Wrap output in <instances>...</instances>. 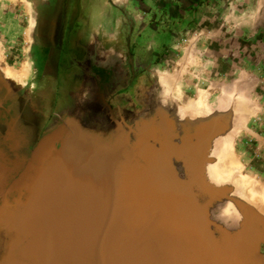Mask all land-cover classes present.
Returning <instances> with one entry per match:
<instances>
[{
  "label": "crops",
  "instance_id": "1",
  "mask_svg": "<svg viewBox=\"0 0 264 264\" xmlns=\"http://www.w3.org/2000/svg\"><path fill=\"white\" fill-rule=\"evenodd\" d=\"M60 7L51 0L38 7L35 46L27 53L31 69L26 84L13 91L0 75V264L35 263L28 253L35 246L30 234L41 231L51 240L46 246L51 250L59 246V262L84 260L80 247L95 245L85 242L74 246L67 243L69 237L100 234L108 242L113 232L122 228L108 221L115 213L107 210L101 213L102 223L91 222L89 217L85 221L90 222L60 221V225L44 230L56 216L63 215V209L57 210L61 202L69 207L65 212L69 219L93 214L71 207L93 197L99 185L114 187L128 180V186L140 188L147 185L146 176L159 182L154 190L158 195L142 189L133 190L130 196L135 212L160 223L151 232L155 250L142 264H228V257L241 264L244 246L250 248L245 252L251 257L249 262L264 264V213L231 227L221 221V198L212 202L210 191L165 190L163 178L172 169L181 178H191L187 167L188 162L195 165V156L188 158L180 144L147 145L148 115L133 109L137 100L129 91L141 79V71L147 69L145 56L158 55L164 49L179 54L182 41L197 34L208 56L204 69L234 72L236 101L251 104V121L263 120L264 0H83L77 27L83 29V16L90 11L88 20L96 22L95 33L101 40H91L88 52L79 41L82 31H70L67 35L73 38L74 47L69 61L58 46V58L52 62L47 58L49 40L66 37L61 22L55 21V17L67 14ZM43 20L48 32L41 33ZM39 39L47 42L42 45ZM110 43L118 45L117 53L106 50ZM4 54L13 68L23 64L17 61L18 53L12 59ZM78 114L88 123L73 117ZM248 131L261 138L241 142L238 158L241 164L257 167V172L264 174V126H252ZM132 149L136 152L133 157ZM116 152L119 155L115 158ZM181 165L186 170L180 174ZM148 166L154 177L144 172ZM198 181L205 183L203 178ZM188 193L199 207L194 201L193 205L181 202L189 198ZM21 198L25 206L17 209L14 205ZM244 230L250 231L245 244ZM58 236L59 244H54ZM20 246L26 247V258L21 248L11 249ZM72 248L74 256L70 254ZM254 253L256 261L252 260Z\"/></svg>",
  "mask_w": 264,
  "mask_h": 264
},
{
  "label": "rangeland",
  "instance_id": "2",
  "mask_svg": "<svg viewBox=\"0 0 264 264\" xmlns=\"http://www.w3.org/2000/svg\"><path fill=\"white\" fill-rule=\"evenodd\" d=\"M43 1L0 0V52L2 54L0 60L4 67L20 71L27 62V53L33 46L37 10ZM89 12L83 16V29L77 27L78 22L69 24L71 28L67 27V30L82 31V38L79 41L82 46L84 44L88 52L91 40L95 38L101 40L95 33L96 22L88 20ZM44 22L43 20L40 23L41 33L44 30L48 32L47 24ZM60 40V47L66 52L67 61H69L74 40L67 34ZM39 41L42 45L47 42L43 39ZM55 41L51 40L52 44L49 46L56 47L58 44H53ZM187 47L188 43H184L183 40L179 54L175 51L170 53L171 49H164L158 55H147L145 58L142 56L147 63V70L141 72L142 77L137 82L132 95L137 100V110L148 111L147 118L153 127L152 132H155L148 135V142L180 144L184 148L188 146L197 148L196 154L201 161L200 174L207 182L205 185L208 189L216 193L215 201L218 203L221 198V207L224 208L232 204V198L236 199L237 195L240 198V206L237 209L240 215L238 223L245 224L248 215L243 213L241 216L242 207L247 208L248 204L255 203V206L263 209L264 213V199H260L257 195L264 194V174L257 172V167L251 165L246 167L245 164H241L238 149L241 142H256L258 138H261L248 130L256 125L264 126V119L251 121L248 117L251 104L236 101L234 72H209L204 69L208 56L203 51L202 40L196 43L195 48L188 50ZM117 48L116 43H110L106 50L117 53ZM4 52L11 59L18 55L19 65L23 64L18 69L13 68L5 59ZM28 73L23 78L25 84L30 77V70ZM244 81H249V78L244 77ZM202 91L207 95V98L204 97L203 100ZM257 108L260 109V107ZM160 110L165 112L161 119L155 113ZM155 126L158 128L155 129ZM243 128L244 132L241 134ZM187 168L190 174H193L194 168ZM184 170H186L185 167H179L180 174ZM211 170L214 180L208 175ZM230 207L224 209L221 217V221L227 224L239 219L234 207ZM254 208L253 206L251 215L261 217L262 212Z\"/></svg>",
  "mask_w": 264,
  "mask_h": 264
},
{
  "label": "water",
  "instance_id": "3",
  "mask_svg": "<svg viewBox=\"0 0 264 264\" xmlns=\"http://www.w3.org/2000/svg\"><path fill=\"white\" fill-rule=\"evenodd\" d=\"M146 112L148 115V111ZM155 113H157L156 116L158 118L160 119L162 118L163 114L160 111H157ZM147 126H148L147 136H146L147 145L151 144V146H153L157 143H149L148 135L155 134V132H152L153 127L151 126L149 122ZM157 128L158 127L155 126V129ZM159 128L161 129V127ZM130 137L132 138L135 136H130ZM138 137L139 136H136V139H138ZM143 138H144L143 136H140L141 140ZM192 148H194V146L185 148L184 150V153H186V156H188V158H191V157L194 158L195 156L194 166L190 165V162H188L189 168L190 169L191 167L194 168L192 172L193 174H191V178L190 179L181 178L175 170H173L170 166H168V168H171L172 171L168 172V175H166V177L163 178L164 179L163 186L165 190H170L173 187H178L177 191L192 192V191H196V189L197 190L201 189L203 185L206 186L205 183L207 182L204 183L202 181L201 182L198 181L202 178V174H200L201 161L196 154L198 149L197 148L192 149ZM155 149L156 147H154L152 151H155ZM147 151H151V149H147ZM135 153L136 152H134L133 149L132 151L130 150V154L132 157ZM155 153L160 154V151H157ZM118 155L119 153L116 152L114 154L115 158L118 157ZM109 156L112 158V155H109ZM135 162H136L135 160L134 162H132V169L134 168V165H136ZM180 167H183V166L181 165ZM144 168L145 167H143L142 169ZM146 168L144 172H147L148 175H151L154 177L152 170L149 169V166L147 169ZM116 171H117V168H116ZM188 173L190 174L189 170H188ZM150 179L154 180L153 178H150ZM128 185H129L128 180H126L124 184L116 183L114 187L110 185L107 187H105V185L104 187L99 185V188H96L93 190L92 192L93 197H91L88 200H82L80 203L77 202V204L71 207L73 208V210L78 211V212L79 210H82V212H89V211L95 212L93 214L89 213V214H84V215L83 214L77 215L69 219L67 218L69 216L65 214L66 210H69L68 209L69 207L67 208V206H65V203L61 202V205H59L60 208L57 210L59 212L60 209H63L64 210L62 212L63 215L60 214L58 217L56 216V218L52 220L50 224H48L44 229V230H47L48 227L58 226L60 225L59 223L60 221L66 222L68 224L72 222L74 223L90 222V221H85L89 217L93 218L91 222L102 223V222H105V220H103L104 215H102L101 213L104 211L110 210L115 213L114 215L115 218L108 219V221L112 222V224H114L116 228L119 226L122 229H116V231L113 232L112 236L109 238L108 242L106 240L105 235L101 238L100 234H98L99 236H95V237H91V236L86 237L85 235L84 236L76 235V236L69 237L67 240L68 244H73L75 246L76 244H80V243L84 244L85 242H90V243H93V245L95 246L93 247L89 246L88 249L86 247H83V248L80 247V251L82 250V252L84 253L81 258H83L84 260L78 258L79 260L76 262L75 261L59 262L58 259L61 258L57 256L59 255V250H60L59 246L56 245L54 250L53 249L51 250L48 246H46V244L51 243V240L44 238V236L42 235L43 231L39 232L36 235L30 234V240H32L31 242L35 244V246H31L28 249V253L30 257L35 260V263H32V264H142V262L148 259L153 253V251L155 250L156 240H155L154 234H152L153 233L152 228L154 225L160 222L157 221L155 223L152 217L147 218L146 216L139 214L138 212H135L134 207L136 206V204H133V200L131 199V196H132L131 194L134 191H142V189H144L145 192H148L149 191L148 186H143L142 184V186L138 188L137 186H134L133 184L131 185L132 187ZM207 189H208V186H207ZM207 191H210L211 193L212 202L213 200L215 201L216 193H212L210 189H208ZM187 196L189 198L188 199L184 198L183 201L181 202L186 203L188 201L187 203H190V205H193V201H194L196 203L195 206L199 207L196 200L192 198L191 193H188ZM14 206L17 209H23L25 206V199L24 198L19 199L15 203ZM242 210L244 211L246 215H248L247 217L248 219L246 220V222H250L254 219L259 218L258 216L251 215L253 214V212H251L252 209L248 207L247 208L242 207ZM108 217L110 218V216ZM61 218H63V220H61ZM170 220H171V217L169 215L167 222H169ZM248 233H250V231L244 230L243 237H242L243 244L247 242L246 236L248 235ZM238 234L239 232L237 233V235ZM26 238H27V234L24 235V240H22L24 243H25ZM228 239L230 238L228 237ZM59 240L60 238L58 236V238L56 237L55 240L52 242L54 244H56V242L59 244ZM239 241L240 240H238V242ZM106 243H109L108 249L106 248ZM232 245H234V242L232 243ZM20 248H21L20 250L21 253H24V256H25V253H27L26 247L20 246V247L11 248V249L19 250ZM236 248L239 251L237 246ZM236 248H234L233 246L232 249H236ZM243 249H244L243 262L241 264H254L248 261L250 260L251 257L248 258L247 257L248 254L247 256L245 255L246 254L245 252L248 249L250 250V248L248 246L247 247L244 246ZM72 251H73V248H72ZM70 254L74 256L75 251L71 252ZM53 258H56L57 261H53ZM256 259H257V254L254 253L252 260L256 261ZM227 262L228 264L230 263L236 264V258L228 257ZM6 264H28V263L13 262V263H6ZM237 264H239V262Z\"/></svg>",
  "mask_w": 264,
  "mask_h": 264
},
{
  "label": "bare ground",
  "instance_id": "4",
  "mask_svg": "<svg viewBox=\"0 0 264 264\" xmlns=\"http://www.w3.org/2000/svg\"><path fill=\"white\" fill-rule=\"evenodd\" d=\"M2 55V54H1ZM2 59V58H1ZM30 68H31V65L29 64V63H24V65L21 67V70L20 71H14L13 69H10L9 67H4L3 66V64L1 63V60H0V75H1V78L3 79V81L8 85V87H10V89L11 90H18V89H20V88H17V86H24L25 85V82L23 81V78L25 77V76H27V74H28V72H29V70H30ZM5 77V79H4V77ZM11 83H12V85L15 87V88H17V89H15L12 85H11ZM164 83V82H163ZM201 96H202V100H203V98L205 97V98H207V95H205V92H203L202 91V93H201ZM201 104H204V103H201ZM160 112L162 113V114H165V112L163 111V110H160ZM74 118H79L84 124H86V123H88V122H86V121H84L83 119H82V117H81V115H75V116H73ZM212 179L214 178L213 176H212V170L211 171H209V174H208ZM184 178H187V176L185 177V176H183ZM214 180V179H213ZM144 182H147L146 184V186H148V192H151V193H153V195L154 194H157L154 190L156 189V188H159V182L158 181H155V180H152V179H150V177H147L146 176V178L144 179ZM215 182V181H214ZM146 189V188H145ZM178 190V187H173V188H171L169 191L170 192H176ZM205 190H208L207 189V185L206 186H202V191H204L205 192ZM169 191H165L166 193L165 194H169L170 192ZM164 193V192H163ZM158 195V194H157ZM258 195V197L260 198V199H264V194L262 193V194H257ZM232 204H228V205H226L225 207H224V209H227V208H229L230 207V205H232L231 207H234V209L236 210V212H237V216L239 217V219L238 220H235V221H232V222H230V224H227L228 226H231V227H233V226H235L236 225V223H238L239 222V220H240V215H239V212L237 211V209L239 208V204H240V198L239 197H237V195H236V199H235V197H233L232 198ZM246 202V201H245ZM252 205V207H250ZM251 205H249L248 204V208H250V209H252L253 210V206L255 207L254 208V210H256V211H261L262 213H263V209H259V208H257V206H255V203H252ZM230 207V208H231ZM224 209H223V211H224ZM222 211V212H223Z\"/></svg>",
  "mask_w": 264,
  "mask_h": 264
},
{
  "label": "flooded vegetation",
  "instance_id": "5",
  "mask_svg": "<svg viewBox=\"0 0 264 264\" xmlns=\"http://www.w3.org/2000/svg\"><path fill=\"white\" fill-rule=\"evenodd\" d=\"M51 1H52L53 5L58 6V4H60L61 5L60 8L62 9V11L64 13H67L65 15H60V16L55 17V21H60L61 26L63 27V29L66 30V34H69V32L71 30H67V27L71 28V26H69V24H71L72 22L73 23L77 22L78 19L80 18V16H81V4H82L83 0H51ZM35 34H36V31L34 30V37H35ZM34 40H35V38L33 39L32 48L35 46ZM52 40H56L55 42H53V44L57 43L58 45L56 47H54V46H49L50 44H52L51 42H50V44H48L47 49L49 50V52L47 53V56H48L47 58L49 61L56 62V60L58 58L57 57V51H58L57 47L60 46V42H59V39H52ZM49 41H51V40H49ZM146 70H142L141 72L146 71ZM138 81L139 80L137 79L136 83H134V85L132 87L130 86L129 91L131 93L136 88ZM117 84H118V82L115 81V86H114L115 90L117 88L116 87ZM126 93H127V90H126ZM136 93H137V91H136ZM133 109H135V110L138 109V103H136V105L133 106Z\"/></svg>",
  "mask_w": 264,
  "mask_h": 264
},
{
  "label": "built area",
  "instance_id": "6",
  "mask_svg": "<svg viewBox=\"0 0 264 264\" xmlns=\"http://www.w3.org/2000/svg\"><path fill=\"white\" fill-rule=\"evenodd\" d=\"M200 40H201V35H197V34L194 35L191 40L185 39L184 43H188V47L186 49L189 50L191 48H195L196 43H198ZM192 45H194V46H192Z\"/></svg>",
  "mask_w": 264,
  "mask_h": 264
}]
</instances>
